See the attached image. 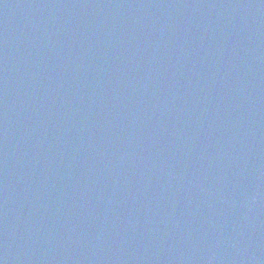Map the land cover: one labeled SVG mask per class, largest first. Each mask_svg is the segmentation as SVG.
I'll list each match as a JSON object with an SVG mask.
<instances>
[{
	"label": "water",
	"instance_id": "obj_1",
	"mask_svg": "<svg viewBox=\"0 0 264 264\" xmlns=\"http://www.w3.org/2000/svg\"><path fill=\"white\" fill-rule=\"evenodd\" d=\"M2 264H264V0H0Z\"/></svg>",
	"mask_w": 264,
	"mask_h": 264
},
{
	"label": "snow or ice",
	"instance_id": "obj_2",
	"mask_svg": "<svg viewBox=\"0 0 264 264\" xmlns=\"http://www.w3.org/2000/svg\"><path fill=\"white\" fill-rule=\"evenodd\" d=\"M0 264H2V262H0Z\"/></svg>",
	"mask_w": 264,
	"mask_h": 264
}]
</instances>
